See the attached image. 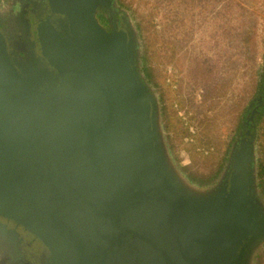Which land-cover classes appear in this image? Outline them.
Segmentation results:
<instances>
[{"label": "water", "instance_id": "95a60500", "mask_svg": "<svg viewBox=\"0 0 264 264\" xmlns=\"http://www.w3.org/2000/svg\"><path fill=\"white\" fill-rule=\"evenodd\" d=\"M25 14L24 29L0 27V220L41 247V264H254V125L218 183L198 187L169 153L117 0H43L35 41Z\"/></svg>", "mask_w": 264, "mask_h": 264}, {"label": "rangeland", "instance_id": "374dc122", "mask_svg": "<svg viewBox=\"0 0 264 264\" xmlns=\"http://www.w3.org/2000/svg\"><path fill=\"white\" fill-rule=\"evenodd\" d=\"M7 1L0 7L7 10ZM117 7L136 31L140 68L158 96L168 150L181 172L198 187L217 184L249 119L259 170L264 0H117ZM144 68L153 76L146 78ZM258 194L264 203V187ZM254 264H264V246Z\"/></svg>", "mask_w": 264, "mask_h": 264}, {"label": "flooded vegetation", "instance_id": "af4514ba", "mask_svg": "<svg viewBox=\"0 0 264 264\" xmlns=\"http://www.w3.org/2000/svg\"><path fill=\"white\" fill-rule=\"evenodd\" d=\"M15 1L18 4H14ZM7 1L11 5L7 10L0 7V27L8 31L12 24L20 21L23 27L22 10L26 11L24 17L28 22V31L31 39L36 40L35 18L33 11L42 3L43 0H15ZM14 4V5H13ZM121 19V17L119 18ZM257 112L254 110L253 114ZM248 120L247 126L253 125L254 121ZM247 128V130H248ZM245 131V134L247 132ZM0 224L6 225L5 230L0 231V264H41L42 249L41 247L21 228L16 225L0 220Z\"/></svg>", "mask_w": 264, "mask_h": 264}, {"label": "trees", "instance_id": "16d2710c", "mask_svg": "<svg viewBox=\"0 0 264 264\" xmlns=\"http://www.w3.org/2000/svg\"><path fill=\"white\" fill-rule=\"evenodd\" d=\"M99 17H100V19L103 18V16L101 14L99 15ZM102 22L107 23L106 20H102ZM144 72L146 74V78L153 76V74L145 68H144ZM259 155H260V164H259V170H258V176L260 178L259 186L261 188H263L264 187V144H261ZM190 179H191V182H196L195 179H193V178H190Z\"/></svg>", "mask_w": 264, "mask_h": 264}]
</instances>
